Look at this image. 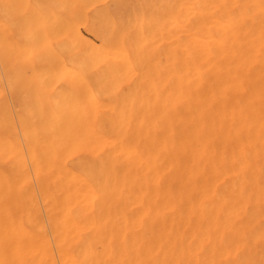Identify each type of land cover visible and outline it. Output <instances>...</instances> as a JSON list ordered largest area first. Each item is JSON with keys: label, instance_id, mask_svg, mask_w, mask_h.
<instances>
[{"label": "bare ground", "instance_id": "bare-ground-1", "mask_svg": "<svg viewBox=\"0 0 264 264\" xmlns=\"http://www.w3.org/2000/svg\"><path fill=\"white\" fill-rule=\"evenodd\" d=\"M180 1L122 13L106 0H9L10 17L25 16L6 38L0 0V264H145V236L172 232L179 204L196 198L197 168H247L241 152L228 166L222 125L181 109ZM6 60L31 69L29 88L8 77L19 119Z\"/></svg>", "mask_w": 264, "mask_h": 264}, {"label": "rangeland", "instance_id": "rangeland-1", "mask_svg": "<svg viewBox=\"0 0 264 264\" xmlns=\"http://www.w3.org/2000/svg\"><path fill=\"white\" fill-rule=\"evenodd\" d=\"M106 2L122 13L129 4L137 12L149 11L155 4V0ZM180 2L183 4H180V67L184 83L181 109L197 121L209 123L212 128L222 125L229 139L228 166L233 164L234 154L241 152L243 166L247 168H197V173L194 172L197 176L196 198L179 204L177 222L176 219L168 220L166 226L173 222L174 232L167 228L160 234L145 236L148 240L145 253L154 255L152 262L147 260L148 255L144 263L173 264L172 258L177 256L179 264H264V0ZM244 2L247 4L242 5ZM234 4L239 8L232 7ZM228 6H231L229 12ZM20 11L10 17L9 0H4L6 38L18 35L20 19L25 16V10ZM81 34L100 45V41L84 28H81ZM232 35L234 37L230 39ZM147 46L140 68L150 77L147 64L152 46ZM13 64L6 60L2 65L4 94L13 107L21 105L22 110L17 108L14 115L19 119L25 112V103L21 99L17 101L14 90L8 85V77L19 80V89L29 88L31 69L28 63L20 67ZM20 138L23 143L21 134ZM249 151L253 152L252 157ZM205 183L211 192L208 199L201 197ZM178 248L182 249L180 253Z\"/></svg>", "mask_w": 264, "mask_h": 264}]
</instances>
